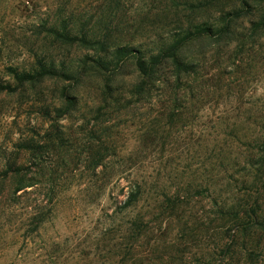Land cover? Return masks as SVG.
<instances>
[{
	"label": "rangeland",
	"instance_id": "obj_1",
	"mask_svg": "<svg viewBox=\"0 0 264 264\" xmlns=\"http://www.w3.org/2000/svg\"><path fill=\"white\" fill-rule=\"evenodd\" d=\"M36 1L33 9L0 0V50L10 46L9 56L19 64L27 56L18 40L34 14L44 16L54 0ZM78 1L86 15L94 14L97 0ZM185 1L164 9L154 0H124L116 41L152 50L154 41L181 31L186 20L209 22L237 3L216 0L193 14ZM260 12L234 19L229 39L195 40L183 50L196 65L186 80L190 88L179 93L187 100L180 105L164 102L167 88L131 95L137 81L131 62L110 77L107 89L101 77L92 76L78 84L47 81L37 91L0 95V168L16 160L33 186L5 203L12 209L0 215V264H113L112 245L127 243L122 230L129 217L118 208L137 187L142 194L132 210L153 229L140 241L138 264H208L223 241L216 205L264 207V168L252 164L264 138ZM2 52L0 76L8 56ZM168 74L166 66L158 72ZM68 84L78 101L57 117L54 106ZM25 141L36 146L33 154L24 153ZM99 156L104 160L96 167ZM26 206H35L44 220L38 231L22 219ZM26 232L32 245L21 250ZM262 255L253 251L247 263L234 255L230 264H260ZM214 256L219 258L218 252Z\"/></svg>",
	"mask_w": 264,
	"mask_h": 264
},
{
	"label": "trees",
	"instance_id": "obj_2",
	"mask_svg": "<svg viewBox=\"0 0 264 264\" xmlns=\"http://www.w3.org/2000/svg\"><path fill=\"white\" fill-rule=\"evenodd\" d=\"M154 1L161 4L164 9H176L177 5L181 4L179 0ZM236 1L228 12L210 18L209 22L186 20L184 26L183 23L178 26L181 31L158 38L154 41V49L147 50L145 47H135L116 41V36L121 33L120 21L117 18L124 7V0H97L94 14L91 15L85 14V6L81 8V2L78 0H54L48 6L49 9L42 13L44 16L34 14L28 33L23 35V40H18L20 53L24 52L27 56L24 64L15 62V58L9 56L10 46L1 47L0 51H3L1 57L4 53L8 56L2 67L3 76H0V95L37 91L36 88L47 81L78 84L84 78L92 76L101 77L103 87L107 89L111 86L110 77L125 63L131 62L137 72V81L131 86V95H149L151 89L162 91L167 88L165 103L172 105L186 103L187 100H183L179 93L184 87L190 88L186 85V80L190 78V72L196 63L183 54L184 49L195 40L222 39L225 36L229 39L233 33L232 21L252 15L255 11H261L260 25L264 26V0ZM214 2L216 0H186L183 3L194 14L213 5ZM21 4H29L34 7L33 9L37 7L36 0H16V3H9L11 8ZM225 16L231 17L228 19ZM251 24L253 29H257L255 20L251 21ZM72 48L78 50L79 54H73ZM163 66H166L169 74L160 77L158 72ZM69 85L61 87L60 100L54 106L57 117L67 114L77 104L78 93L70 90ZM103 99L106 100V97ZM53 139L58 138L54 136ZM258 142L256 162L252 164L264 168V138ZM22 145L26 155L33 154L37 149L28 141ZM94 159L97 167L101 165L104 157ZM24 173L23 166L18 165L13 159L5 161L0 168V202L4 199L2 205H5V208H0V215L6 209L7 212H11L12 207L5 203L28 193L27 188L33 187L31 178ZM141 194L142 191L138 187L132 188L118 208L129 217L128 225L122 230L127 243L124 246L121 243L112 245L113 264L125 262L138 264V261L143 259V251L140 252L139 249L140 241L149 232H153V229L148 226V221L143 216L132 210L140 200ZM216 206L217 214L222 221L220 230L223 241L218 244V250L216 247L212 250L208 264H230L231 258L238 254L239 257H243V261L250 262L253 251L264 252V207L253 206L250 203ZM26 208L28 210L22 219H29L28 227L32 225L31 231H38L44 224V220L39 219L40 212L36 211L35 206ZM32 239L27 232L23 233L19 244L21 250L29 248ZM216 252L219 258L214 256ZM262 257L260 264H264V255ZM168 258L171 262L174 260L172 255ZM240 261L241 259L237 260Z\"/></svg>",
	"mask_w": 264,
	"mask_h": 264
}]
</instances>
